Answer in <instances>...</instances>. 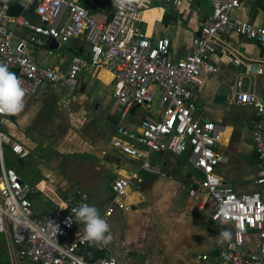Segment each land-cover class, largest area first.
Masks as SVG:
<instances>
[{"label": "built area", "instance_id": "obj_1", "mask_svg": "<svg viewBox=\"0 0 264 264\" xmlns=\"http://www.w3.org/2000/svg\"><path fill=\"white\" fill-rule=\"evenodd\" d=\"M18 1L22 12H32L38 23L22 13L10 15L7 2L0 0V63L16 69L26 95L35 94L44 83L58 84L64 91L73 92L84 69L105 68L112 76V97L118 104L117 110L125 115L136 107L151 106L155 100L154 87L159 93L156 114H144L135 129L119 125L111 141L113 147L121 155L138 161L140 170L150 174L160 171L153 162L155 154L188 153L189 163L201 175L196 186L189 189V196L197 202L198 210L212 201L209 216L212 225L220 227L228 222L232 227L231 238L218 253L215 264H264V132L259 126L252 130L254 151L260 162L255 179L257 188L238 193L216 173L223 160L216 150L221 141V127L196 118L200 78L216 71L210 60L212 54L221 51L241 67L238 78L263 72L260 62L243 57L225 39L236 33L264 47V26L231 15L242 0H205L211 11L193 36L191 50L178 60L172 58L167 37L153 40L141 31L138 3L122 12L115 8L106 19L102 14L88 13L79 0ZM162 1L181 10L189 0ZM12 25L26 28V34L16 36ZM76 38L90 45L87 56L73 57L65 69L37 62L36 50L46 44V39L59 45ZM47 53L52 54V50ZM240 86L237 79L236 87ZM234 98L264 115V104L254 94L236 91ZM7 116L0 114V234H7L18 248L13 264H118L110 252L109 233L100 244L84 239L85 226L77 222L73 209L89 205L86 192L78 191L65 207L39 215L33 212L32 197L40 189L23 180L17 168L6 160V154H12L16 160L29 155V150L2 128V120ZM134 178L119 174L112 179L109 202L98 210L108 225L118 208L127 209L125 199ZM249 230L258 234L256 247L245 242ZM88 248H95L102 255L90 258L86 254ZM199 258L201 264H208L207 254Z\"/></svg>", "mask_w": 264, "mask_h": 264}, {"label": "crops", "instance_id": "obj_2", "mask_svg": "<svg viewBox=\"0 0 264 264\" xmlns=\"http://www.w3.org/2000/svg\"><path fill=\"white\" fill-rule=\"evenodd\" d=\"M79 3L88 13H99L106 19L115 9L112 1L79 0ZM138 5L142 15V22L138 24L139 28L153 40L167 37L174 60L182 58L191 50L193 36L198 32L203 18L211 11L209 2L205 0H189L183 4L181 10L174 9L162 0H143ZM21 13L31 22L37 21V17L32 12L21 10L19 14ZM231 15L250 21L254 25L264 26V0H242L239 8ZM12 28L18 37L27 32L26 28L20 25H12ZM225 39L243 57L260 62L263 72L259 75H242L238 78L237 74L241 67L234 65L230 57L221 51L212 54L210 60L216 67V71L202 75L200 78L201 81L197 87L196 118L212 121L221 127V141L216 150L222 155L223 160L216 167V173L223 180L231 183L236 192L245 193L257 188L255 179L260 162L255 155L251 130L259 126L264 132V115L258 114L252 105L236 102L234 94L236 91L252 93L264 104V47L236 33L225 36ZM45 42L46 44L35 53L37 62L42 66L65 69L73 57H84L90 52V45L81 38L59 45L49 39ZM54 44L56 47L53 46ZM48 49L52 50V54L47 53ZM237 79L241 81L239 88L236 87ZM78 81L79 85L73 92L64 91L58 84L44 83L34 95H26L27 103L23 113L8 115L2 120V128L29 150L26 158L16 161L23 165L18 168L22 179L38 185L40 189L39 193L32 197L33 212L37 215L51 212L63 206V199L67 205L78 191L88 194L89 206H95L101 210L111 196L104 185L99 183L106 182L108 179L111 182L119 174L134 175L135 185L130 187L125 199L127 209L118 208L109 221L110 252L116 257L118 264H165V260L168 261L167 264H201L199 257L203 254L209 256L208 264H215L218 253L229 240L224 238L223 233H230L231 238V224L227 222L220 227L212 225L209 216L213 203L209 215L200 216V213L212 201L209 200L202 210H198L197 202L189 196L188 192L192 212L186 216L183 227L176 230L165 227L167 221L165 214L159 218L163 226L155 227L153 240L155 239L162 247H166L161 257H145L135 254L134 251L129 252V259H126V256L125 260H119L118 248L121 244L135 245L137 240L141 241L144 237L141 234L143 224L137 223L138 217L126 215L127 210L131 211L132 207L143 200L144 191L154 192V196L160 199L161 205L163 198L171 197L169 196L173 192L171 182L182 169L186 170L183 180L188 185V191L196 186L201 175L189 163L188 157L186 164L192 168L189 171L183 162H175L171 158H159V155L165 156L169 151L153 156V162L159 167V173H145L140 170L138 161L127 157L128 160L121 159L123 155L113 147L111 141L119 125L135 129L144 114H156L159 93L154 87L152 90L155 100L151 106L136 107L125 115H121L117 110L118 104L115 113L112 112V107L101 105L100 98L105 95V91L110 89V93L113 92L112 76L107 69L90 67L84 69L79 74ZM220 85L229 89L223 104L213 102ZM92 93H96L99 97L96 107H93L91 101ZM112 101H115L114 98ZM138 108L139 117L132 119L131 113ZM106 137H110L108 143L104 142ZM47 142L57 144L58 148L62 145L64 148L69 146L72 151L56 157L54 161L46 162L47 157H43L46 150L41 143ZM37 146L40 148L36 149ZM30 156L34 160L24 164V160ZM33 165H35L36 173L31 167ZM161 170L163 175L160 174ZM59 178L65 183L64 186H67L64 195H60L59 189L54 187L55 181ZM155 218L151 219L156 220ZM177 219H179L178 216ZM171 232L173 234H170ZM172 235L175 236L174 241L170 239ZM258 243L257 234L256 242L248 245L256 247ZM14 247L17 251V246L14 245Z\"/></svg>", "mask_w": 264, "mask_h": 264}, {"label": "rangeland", "instance_id": "obj_3", "mask_svg": "<svg viewBox=\"0 0 264 264\" xmlns=\"http://www.w3.org/2000/svg\"><path fill=\"white\" fill-rule=\"evenodd\" d=\"M105 1H112V0H105ZM35 23H38V21H36ZM111 90L108 89L105 91V95L103 97H101V105L104 106H109L112 107V112L115 113L116 112V107H117V103L115 101H112L113 97L112 94L110 93ZM34 95V94H33ZM61 102L63 100H60ZM91 101L93 103V107H96V105L99 102V97H97L96 93H92L91 94ZM132 114V119H136L139 117V108L136 109ZM5 130V129H4ZM6 131V130H5ZM252 132V130H251ZM110 140V137H106L104 142L108 143ZM53 145H51V144ZM42 147H44L43 149H45L46 151L43 153V157L45 158V156L47 157L45 159V161H54V159L56 157H61L63 156L65 153H70L71 147H66L64 148V146L62 145L61 147L57 146V144L55 145V143L53 142H47V143H41ZM40 146H37L36 149H39ZM60 153H62L60 155ZM165 157V158H171L173 159L175 162H183V163H187V157H188V153H185L181 156H176L173 155L169 152H167V154H165V156L159 155V158ZM121 159H126L128 160L126 157L123 156V158ZM6 160L9 164H13L17 170L19 167H22L23 165H21L19 162L16 161V159L14 158V156L12 154H6ZM29 160H34L31 156L28 157L27 159L24 160V164H28L30 163ZM84 162V161H83ZM32 169L35 170V173L37 172L35 169V165L31 166ZM185 168L188 169H192L191 166L189 164H186ZM19 172V171H18ZM186 170L182 169V171L180 173H178L179 175H177L173 181L171 182L172 185V195H169L171 197H168L166 199H162L163 204H159L160 199L154 196V192L152 193H148L147 191H144V197L143 200H141L140 202H138L137 206L132 207L131 211L127 210L126 215H130V216H137L138 217V222L139 224H143L142 225V235L144 237H142V240H137V244L135 245H129V244H125L122 245L118 248L119 252H120V256H118L119 260H125L130 258V254L129 252H134L137 255H142V256H151L154 258H159L161 257V253H165L164 249H166L165 246L162 247V245H160V243H158L155 239L153 240L152 235L155 231V227L158 228L159 225H162V222L159 220V218L165 214L167 215L166 219L167 221L165 222L166 226L168 228H175V230L177 228H182L184 225V222L186 221V216L189 214V212H192L190 210V203H191V199L188 197V185L184 183V175H185ZM20 174V173H19ZM163 175V172L161 170V173ZM135 180V178H134ZM111 182L109 181V179L106 182L103 183H99L102 186L104 185V187L106 188V190L108 191L109 196H111V191H110V187H111ZM65 183H63L62 179L59 178L58 180L55 181V189H59L60 195H64L65 190L67 189V186H64ZM135 185V181L133 183V186ZM59 187V188H58ZM78 187V186H77ZM62 188V190H61ZM161 192V191H159ZM175 194V196H174ZM58 195V194H57ZM60 195H58L60 197ZM62 205L63 207H65V199L62 200ZM212 206V202H209V204L207 205V207L200 213V216L202 217H207L210 213V207ZM196 213V212H194ZM178 214V215H177ZM120 216V215H119ZM177 216L179 217V219H177ZM152 217H156L154 219H151ZM197 219H199L198 216H195ZM138 229V228H137ZM150 229V230H149ZM160 233V232H159ZM170 234H173L172 232ZM175 236L172 235L170 239H172L171 241H174ZM170 239H168L170 241ZM245 239L247 244L250 243H255L257 240V233L256 232H247L245 234ZM16 248L14 247V245L10 242L9 236L7 234H0V264H13L15 261V257H16ZM167 260L164 261L165 264H167Z\"/></svg>", "mask_w": 264, "mask_h": 264}, {"label": "clouds", "instance_id": "obj_4", "mask_svg": "<svg viewBox=\"0 0 264 264\" xmlns=\"http://www.w3.org/2000/svg\"><path fill=\"white\" fill-rule=\"evenodd\" d=\"M143 0H112V5L118 11L130 9L134 4L142 3ZM26 89L22 86L20 78L9 67L0 63V114L19 115L26 107ZM76 220L84 224V239L89 243L100 244L108 238L109 225L101 218L95 206L82 205L73 209ZM69 218V224L71 223ZM58 230V226H55ZM224 238L230 239V233L224 232Z\"/></svg>", "mask_w": 264, "mask_h": 264}, {"label": "trees", "instance_id": "obj_5", "mask_svg": "<svg viewBox=\"0 0 264 264\" xmlns=\"http://www.w3.org/2000/svg\"><path fill=\"white\" fill-rule=\"evenodd\" d=\"M8 4V12L10 15H14V14H19L22 10L21 5L19 4V1L16 0H7L5 1ZM75 40V39H73ZM74 52L76 53V50H74ZM10 71L16 73V69L13 68H9ZM86 254L90 257V258H96L102 255V253L98 250H96L95 248H88Z\"/></svg>", "mask_w": 264, "mask_h": 264}, {"label": "water", "instance_id": "obj_6", "mask_svg": "<svg viewBox=\"0 0 264 264\" xmlns=\"http://www.w3.org/2000/svg\"><path fill=\"white\" fill-rule=\"evenodd\" d=\"M56 47V44L53 45ZM229 92L228 87L224 85H220L216 91V94L214 96L213 102L217 104H223L226 101V95Z\"/></svg>", "mask_w": 264, "mask_h": 264}]
</instances>
